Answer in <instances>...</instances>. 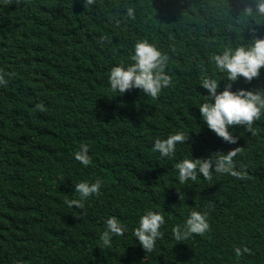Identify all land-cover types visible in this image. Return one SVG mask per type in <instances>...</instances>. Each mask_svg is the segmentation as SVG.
Wrapping results in <instances>:
<instances>
[{
	"label": "trees",
	"instance_id": "1",
	"mask_svg": "<svg viewBox=\"0 0 264 264\" xmlns=\"http://www.w3.org/2000/svg\"><path fill=\"white\" fill-rule=\"evenodd\" d=\"M255 2L95 0L89 8L84 0H0V70L12 74L0 85V264H264V115L252 131L230 128L237 143L228 144L198 108L208 94L203 75L220 80L218 91L228 83L212 55L264 38ZM141 38L169 56L172 84L155 99L139 89L119 95L108 82ZM241 88H264V68L231 90ZM177 131L190 139L173 158L153 151L156 138ZM81 144L89 146L87 167L73 155ZM236 147L245 179L213 172L179 182L174 165L184 158ZM97 177L100 195L84 209L64 204L79 199L76 183ZM147 210L165 217L152 252L132 235ZM193 210L207 213L210 231L177 243L171 229ZM109 216L128 231L105 248ZM236 247L253 254L237 259Z\"/></svg>",
	"mask_w": 264,
	"mask_h": 264
},
{
	"label": "clouds",
	"instance_id": "2",
	"mask_svg": "<svg viewBox=\"0 0 264 264\" xmlns=\"http://www.w3.org/2000/svg\"><path fill=\"white\" fill-rule=\"evenodd\" d=\"M10 2V0H9ZM85 7H91L95 0H84ZM255 11L264 15V0H256ZM243 12L252 15L253 7L248 6ZM129 18L134 19V10H127ZM102 39H105L102 37ZM133 54L130 56L128 65L124 63L111 67L108 82L112 92L123 95L133 89H139L143 94L153 99L157 98L162 89L172 84V78L166 74V66L169 61L167 53L159 50L147 39H138L133 46ZM211 63L220 73L226 74L228 83L222 91H218L219 81L208 75L200 79V86L207 91L204 102L199 105L200 118L207 128L217 137L228 144H236L237 137L233 136L230 128L243 126L247 131H252L254 122L260 120L264 115V88L258 90L237 89L232 91L233 83L243 78L245 82L259 79L260 70L264 68V38H255L251 46H240L235 49L225 48L221 53L211 57ZM11 78V73L0 70V85L6 86ZM35 110L44 111V105L37 103ZM190 137L188 133L177 131L169 134L166 139L156 138L153 151L158 152L161 157L173 158L176 155L177 144H185ZM242 152V147L229 150L226 154L216 152L208 158H184L174 165L178 170V179L181 184L187 181L195 182L198 173L206 180H211L213 172L217 174H228L236 179H245L246 173L243 170H236L234 158ZM74 158L83 166L87 167L92 163L89 155V146L81 144ZM102 178L97 177L94 182L87 180L80 181L74 185V191L79 193V199H66L64 204L69 208L84 209V201L89 197L100 195ZM181 197L179 196V199ZM165 224V217L162 213L147 210L139 217L138 226L132 231V235L145 252H152L156 248L158 239L163 238L161 227ZM106 229L100 235V241L105 248L111 247L114 236H122L128 228L115 216H109L105 221ZM210 231V224L207 213L193 210L188 215L183 225H176L171 229L172 236L179 243L189 238L191 234L203 236ZM236 258L243 254L252 255L248 247L234 248ZM19 264V262H18Z\"/></svg>",
	"mask_w": 264,
	"mask_h": 264
}]
</instances>
